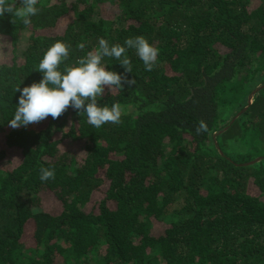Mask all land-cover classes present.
I'll return each mask as SVG.
<instances>
[{"label": "trees", "instance_id": "1", "mask_svg": "<svg viewBox=\"0 0 264 264\" xmlns=\"http://www.w3.org/2000/svg\"><path fill=\"white\" fill-rule=\"evenodd\" d=\"M36 7L30 25L0 17L12 55L0 62V264H264V88L216 138L220 152L212 140L264 82V0ZM47 31L56 34H40ZM136 36L159 56L146 71L129 49L135 85L105 89L98 103H120V124L94 128L70 107L41 129L9 126L16 89L42 79L39 61L56 41L70 46L63 72L100 38L124 46ZM102 63L124 72L113 58ZM201 120L208 131L198 135ZM53 166L55 179L42 182L40 168ZM48 199L55 213L43 206Z\"/></svg>", "mask_w": 264, "mask_h": 264}, {"label": "clouds", "instance_id": "2", "mask_svg": "<svg viewBox=\"0 0 264 264\" xmlns=\"http://www.w3.org/2000/svg\"><path fill=\"white\" fill-rule=\"evenodd\" d=\"M37 3L38 0H20L21 7L14 8L7 0H0V17L7 13L19 18L24 25H30L31 17L39 12ZM98 44L97 49L77 59L74 66L65 65L63 72L60 66L69 59L70 46L62 41H56L50 46L38 64V71L43 74L42 79L38 83L33 82L16 89L20 95L14 116L8 122L9 126L13 129L27 127L38 124L49 116L56 120L70 107L78 113H86L88 123L94 128L105 124H120L121 117L125 114L124 107L118 102L110 107L101 106L98 102L103 98L105 89L110 91L113 88L124 89L125 86L131 88L135 85V79L127 75L132 73V62L127 56L129 49L135 50L146 71L155 68L159 49L149 44L143 36L126 39L124 46H110L104 38H100ZM79 48L83 50L85 45L80 44ZM105 57L119 61L124 72L107 70L102 63ZM195 131L198 135L207 132V124L201 120ZM54 179V166L40 168L42 182Z\"/></svg>", "mask_w": 264, "mask_h": 264}, {"label": "rangeland", "instance_id": "3", "mask_svg": "<svg viewBox=\"0 0 264 264\" xmlns=\"http://www.w3.org/2000/svg\"><path fill=\"white\" fill-rule=\"evenodd\" d=\"M107 9V13H108V11L110 12V10H109V8H106ZM107 13H104L105 14V16H107L108 18H110L111 17V15H112V13H109V14H111V15H109V14H107ZM61 28L58 30V32H61ZM46 33V34H45ZM45 33H40V34H43V35H52V34H54L55 33V31H47V32H45ZM56 34V33H55ZM29 33H27V32H25V33H23L22 34V37H21V41H20V51L21 50H23L24 48H25V46H24V44L26 43V41H27V39L29 38ZM11 60H12V55H11V50L9 49V47H8V44H7V41H6V39L5 38H0V62L1 63H5V64H10L11 63ZM239 108V107H238ZM236 111V110H235ZM234 111V112H235ZM235 114V113H234ZM231 117H232V115H230L227 119H226V121H228V120H230L231 119ZM45 123H46V119L45 120H43L42 122H40V123H38V124H35V126H34V128H36V129H41L42 127H44V125H45ZM223 126V125H222ZM221 126V127H222ZM67 147H70V145H66ZM212 143L211 142H209L208 143V147L209 148H212ZM4 149V138H3V135H1L0 134V151L1 150H3ZM14 161H18V157H14ZM52 205H53V203H52V201L51 200H44V202H43V206L45 207V209L47 210V211H51V212H54V210H50L51 209V207H52ZM55 213V212H54Z\"/></svg>", "mask_w": 264, "mask_h": 264}, {"label": "water", "instance_id": "4", "mask_svg": "<svg viewBox=\"0 0 264 264\" xmlns=\"http://www.w3.org/2000/svg\"><path fill=\"white\" fill-rule=\"evenodd\" d=\"M264 88V82L263 84H261L260 86H258L257 88H255L248 96V98L246 99V102L242 108V110H240L233 118H231V120L228 122V124L226 126H224L222 129L218 130L216 133L213 134L212 136V140H213V144L215 145V148L218 152L219 149H218V146H217V143H216V138L220 135H222L224 132H226L230 126L238 119L240 118L243 114H245L247 112V110L250 108V106L252 105L253 103V99L254 97L257 95V93L259 91H261L262 89ZM262 162L260 159H256L255 161L251 162L250 164L248 165H255V164H258Z\"/></svg>", "mask_w": 264, "mask_h": 264}]
</instances>
